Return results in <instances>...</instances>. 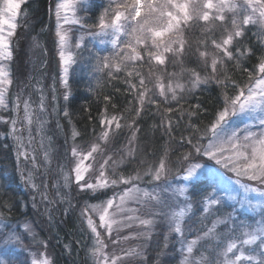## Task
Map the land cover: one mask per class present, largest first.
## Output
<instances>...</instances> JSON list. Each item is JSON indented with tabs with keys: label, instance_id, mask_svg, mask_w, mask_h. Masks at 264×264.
<instances>
[{
	"label": "snow or ice",
	"instance_id": "6c2138e0",
	"mask_svg": "<svg viewBox=\"0 0 264 264\" xmlns=\"http://www.w3.org/2000/svg\"><path fill=\"white\" fill-rule=\"evenodd\" d=\"M24 3L26 0H3V3L0 4V108L5 110L8 109L6 102L8 88L6 86H10L12 83L10 68L5 67V62H10L13 59L11 43L18 27L17 18ZM113 3L115 0H108V6L103 8L92 24H89L88 20L92 17H79L76 15V9L90 12L97 6L95 0H57L55 35L58 38L60 82L65 89H68L69 85V65L75 63V59L72 53L66 54L65 52L68 37L65 32L61 31L62 22L63 24H79L80 29L91 37L100 35L112 37L110 42L114 51L111 55H97L95 63V70L97 72L106 71L111 79H117L116 74L124 71L129 64L136 66L147 63L151 66L154 63L157 68L166 70L169 57L175 62L182 63L190 50L186 47L187 41L184 34L200 21L205 24L219 22L218 27L222 31L219 40L215 37L211 39L215 53L212 55L210 65L208 64L209 53L207 51L199 53L205 69L211 67L210 75L201 77L198 72L193 71L190 79L191 87L185 88L179 84L175 86L172 84V74H167L169 82L165 85L163 82L165 73H162L161 76L156 77L154 88L150 89L148 87V84L151 83L150 80H146L140 71L129 70L128 77L131 78L135 74L139 78V87L135 83H131V80H125V83L130 84V91H136L135 103L139 105L129 110L130 115L134 113L131 122L122 125L120 121L126 117L102 118L100 120L102 130L99 136L95 137L97 142H93L90 150L86 152L75 144L78 133L73 132L74 143L71 147L69 162L74 166L69 173H65L61 166L63 187L67 189L75 183L79 190L78 194L95 199L104 195V190L124 186L122 191H114L111 197L98 204H86L81 212V218L92 233L94 244L90 255L94 264H128L129 257L144 258L148 241L154 235L158 223H166L168 228V232L164 236L163 247L159 249L160 256L169 254L166 251L169 247V237L175 234V243L180 245L175 249L180 254V264H264V51L258 57V63L253 70L250 71L247 67L241 66L244 59L254 54L255 46L250 42L245 43L249 39L247 33L251 30L250 26L256 27L257 30L253 32V35L257 37V43L261 49H264V0H130V2L124 0L123 3L117 5L114 11L112 10ZM68 9L73 10L71 20L67 16ZM5 26H7V32H5ZM93 29L98 31H93ZM82 42L83 37L76 43V49L83 50ZM201 43L205 49L208 47L207 39ZM232 61L236 62L237 68L248 74L246 85H240L227 75H224L223 79L220 78L221 68ZM213 81L222 87L221 99L223 103L221 107H218L210 124L203 129V135H200L202 130L191 121L194 117L199 118L201 105H192L188 110H184L180 101L186 99L185 93L191 94L201 85H207ZM229 87L235 90L234 95L229 94ZM155 89H159L158 94ZM177 89H180L179 94ZM52 91L53 110L57 111L54 85ZM22 95L21 91L12 102L11 111L14 115L2 122L10 124L6 136L16 142L18 161L21 156L26 160L30 158L32 166L35 168V155L30 157L28 151L21 150L25 147L22 132H28V143L31 145L33 143L31 126L34 122L38 123L40 127L37 129V134H40L47 121L39 119L32 107L31 100L29 98L21 100ZM63 99L66 104L62 114L64 117H69L70 91H65ZM104 99L109 101L111 98L105 96ZM173 102L177 104V109L171 106ZM21 103H23L22 119L15 115L20 111ZM153 106L156 110L154 114L161 116L159 127L169 136L174 127H179V120L173 121L172 119L174 111L180 112L181 119L187 116L189 120L186 125V129L191 130L189 136H182L181 143L178 145L180 148H189V151L182 153L177 161L179 165L177 174L183 171L182 180L189 182L188 185L179 189L178 196L184 198L182 202H178L177 190L168 180L171 169L166 165L167 150L161 157L159 165H149L143 175L139 172L134 175H124L118 173L115 167L110 170L111 175H109L107 169L111 160V156H109L104 160V163L100 164L99 173L94 183L85 178L86 173L95 172L94 165L86 162L95 160L96 155L101 151L99 141L106 143L110 138V133L116 134L115 130L127 126L132 131V135L127 138L129 154H131L136 133L140 130L137 118L142 117ZM39 111L40 113L45 111L43 95L40 98ZM245 112L259 113L257 117L258 131H252L250 125H245L243 129L230 126L232 117ZM18 124L21 126L18 127ZM113 124H115V130L112 128ZM57 126L59 127V125ZM205 140L207 143L204 142ZM198 157H206L207 160L203 163H193L192 161ZM44 160L46 164L50 162V151L44 152ZM210 162H215V165L234 173L235 183L245 193V196L237 202L241 207H248L257 212L259 219L252 218V223L238 220L235 215V206L232 207L231 212L224 213L223 208L226 205L223 203V198L218 196L215 191H206L196 202L202 208L201 224L216 212H220L221 216L213 220L210 227L204 225L206 231L193 229L186 223L185 217L193 209V203L186 195V193H190L192 187L190 182L203 173L206 168L211 174ZM21 175L26 186L34 192L39 191L40 186L34 182L35 176L32 171H29L26 177L23 173ZM145 177H149L147 184L151 185V191L140 186ZM44 187L46 189L47 184ZM53 187H57V185L54 184ZM248 193H254L255 197H258L255 203L253 199L248 198ZM40 195L42 200H48L50 204L53 203L47 192H40ZM57 196L61 200L64 199V195L59 190ZM229 199L236 201L234 196H230ZM129 204H136L139 207H128ZM33 206H36L35 201ZM175 207H180V211H173ZM142 208H147L148 211L141 214ZM94 214H99L98 225L93 220ZM187 218L190 220L191 216ZM4 219L3 215H0V224H4ZM134 224L142 230L136 233L130 232L129 235L121 234L125 230L131 229ZM218 225L224 226L223 233L217 232ZM24 227L32 236L30 227L28 225H24ZM98 228L106 230L108 240L113 247L111 253L106 251L108 244L101 239ZM193 231H196L197 235L188 240V234ZM130 239L142 240L143 243L135 248L123 249L122 242ZM206 239L215 241V244L210 250L199 251L202 247L201 241ZM8 241L20 244L21 235L13 233L8 237ZM32 241L33 244L41 243L35 236H32ZM65 247L70 251V246L66 245ZM30 255L33 257L31 264H55L54 261L47 258V252L43 254L44 258L42 259L37 258L33 253ZM0 264H10V262L0 259ZM21 264H28V259L25 258Z\"/></svg>",
	"mask_w": 264,
	"mask_h": 264
},
{
	"label": "trees",
	"instance_id": "16d2710c",
	"mask_svg": "<svg viewBox=\"0 0 264 264\" xmlns=\"http://www.w3.org/2000/svg\"><path fill=\"white\" fill-rule=\"evenodd\" d=\"M49 1L50 0H29L21 7L22 12L26 14V21H29L28 25H35L34 33L40 31L41 27L46 23V7ZM128 2H130V0H128ZM95 3L97 6L92 9V11L85 12L76 9V15L79 17H92V19L88 20V23L92 24L103 8L108 6V0H95ZM120 3L121 0H115V3L112 5V10L114 11ZM52 27L51 25V28ZM250 28L251 30L247 33L249 39L246 40L245 43L250 42L255 46L254 54L244 59L241 62V66L247 67L251 71L254 66L257 65L258 57L264 49H261L260 45L257 43V37L253 35V32L257 30L256 27L250 26ZM96 30L97 29H93V31ZM75 33L74 31L70 32L69 40V47L73 49V51L74 39H76L77 34ZM220 35L221 32L218 36H215V32L212 29H208L203 21L195 24L184 34V38L187 41L186 47L190 50L183 62L178 63V65L176 64L178 71L191 74L195 71L198 72L201 77L210 75L211 67L205 69L204 64L198 61L197 53L201 49H205L201 43L205 39H207L208 42V47L205 50L210 54L212 52L214 53L215 49L211 44V39L212 37L218 39ZM45 38L46 36H41V39L45 40ZM82 44V51L79 49L74 51L75 63H73L69 69V85L66 90L71 93V100L68 102L70 116L64 117L63 114H61L59 121L61 128L58 131L61 136L58 138V133H56L55 140L63 142V140H65L64 135H66L67 139L68 136L73 135L75 131L78 133L75 138V144L80 148L90 149L92 143L97 142L95 137L99 136L102 130L100 125V120L102 118L110 119L112 116L126 117L121 119L120 122L122 125H127L131 122L132 116L134 115V113L130 115L129 110L139 106L135 103L137 98L136 91H130V84L125 83V80H131V83H135L137 87H139V78L136 77L135 74L131 78L128 77L127 73L129 70H134V72L140 71L146 80L151 81V83L148 84V87L151 88L157 76H161L162 73L166 74L167 69H173L175 65L170 62L167 64L165 70L157 68L154 63L151 66L147 63L136 66L129 64L124 71L116 74L118 77L117 79H111L108 77L106 71L97 72L95 70V63L97 55L104 56L112 54L114 51L112 44L108 43V47L98 48L95 43L85 38ZM95 50L97 51L94 54ZM220 72L221 79L224 78V75H227L242 86L248 83V74L237 68L235 61L227 63L224 68H221ZM228 91L231 95L235 94V90L231 87H229ZM221 93L222 87L213 81L210 84L201 85L191 94L185 93L186 99L180 101V105L184 110H188L192 105H201L199 118L197 119L194 117L191 121V123L197 125L202 130L200 135H203V129L213 120L218 107L222 106ZM105 96H109L111 99L106 101L104 99ZM6 102L8 103V109L5 110L4 108H0V215H3L5 218L4 222L8 227L18 225L23 221L30 224L32 223L38 237H40V240L46 245L45 251L55 264H92L89 262L86 251V242L84 241V234L82 232L83 225L79 222L78 211L86 204L94 205L101 202L106 196L100 195L98 198L93 199L90 198V196L78 194L79 192L74 185L71 188L72 190L69 191V197L64 198V201H59L54 197L56 202L49 203L45 215L39 219L36 218L37 213L32 205L30 193L21 186L20 172L12 141L6 136L9 131V124L2 122L4 119H10L12 117V105L8 97H6ZM65 104L66 102L63 101L61 113L64 111ZM113 105H115V107H113ZM171 106L174 109L178 107L174 102ZM155 111V107L153 106L150 111L145 112L142 117L137 118L140 130L136 133L133 153L127 159V162L117 170L118 173L129 175L136 171L144 170L149 167V165L158 166L161 157L165 155V150H167L166 165L171 169V175L168 178H170V180H176L174 177L182 173L180 171L179 174H177V167H179L177 161L182 153L189 151V148H180L178 145L181 143V137L189 136L191 131L190 129H186V125L189 123L188 117L184 116L181 119L180 112L174 111L172 119L173 121L179 120V127H174V130L170 134V139L169 134H166L165 131L159 127L161 124V116L154 114ZM114 126L115 124L112 126L113 130H115ZM115 131V135L110 133V138L105 146L110 151L111 148L114 150L118 149L119 146H122L123 140L132 135V131L127 126ZM100 142L103 141H99V143ZM205 160H207V158L198 157L193 161H200L202 163ZM145 184L147 183L144 180L142 185ZM213 189H215V185H212L205 176L193 183L189 193V197L193 203V209L192 212L188 213L185 217L186 223L191 225L193 229L206 231L207 229L204 225L210 227L213 220L221 216L220 212H216L215 215L209 216L208 219L204 220L203 224H201L203 216L202 208L196 203L197 200L200 199L201 194L206 191H215L218 196L224 197L223 192L218 187L216 190ZM223 203L226 205V202ZM227 209L229 208H223L224 213L227 212ZM245 215L246 216H243L242 213H239L237 219L248 223L253 222L252 218H255V216ZM188 216H191L190 220L187 218ZM155 231L156 233H154L149 240L148 247L145 250V257H131L128 259V264H180V254L175 251V249L180 246L178 243H175L176 235L172 234L169 237V247L166 250L169 254L160 256L159 249L163 247L164 236L168 232V228L166 226H156ZM224 231V226L223 228H221L220 225L217 226L218 233H223ZM196 235L197 232L193 231L188 234L189 238L187 237V239H192ZM214 244L215 241L206 239L199 251H204V249L210 250ZM66 245L70 246V251L69 248L65 247ZM30 253L36 255L38 252H35L34 249L29 246L18 247L17 245L5 255V259L10 262V264H21V262L27 258L28 264H31L33 257Z\"/></svg>",
	"mask_w": 264,
	"mask_h": 264
},
{
	"label": "rangeland",
	"instance_id": "374dc122",
	"mask_svg": "<svg viewBox=\"0 0 264 264\" xmlns=\"http://www.w3.org/2000/svg\"><path fill=\"white\" fill-rule=\"evenodd\" d=\"M29 0H26V2ZM124 0H121V3H123ZM3 3V0H0V4ZM57 3V0H50L48 6L46 7V23L41 27V30L37 33H34V27L35 25H28L29 21L27 22V17L25 14L20 11L18 18H17V24L18 27L16 29V33L14 37L12 38L11 47L13 50V59L10 62H5V67L10 68V79L12 81L10 86H6L8 88V91L6 93V97L10 99L11 105L12 102L16 99L17 94L23 92V95L21 96V100L25 98H29L32 102V107L35 110L36 115L39 116L40 120H46L47 122L43 125V130L40 134H37V129L40 127V125L36 122L33 123L31 126V132H32V138L33 143L29 145L28 143V132L23 131V143L25 147L21 149L22 151H28L31 155H35L36 157V167L33 168L31 159H25L24 157H20L18 162L19 172H20V181L21 186L24 190L28 191L30 193L31 199H32V205L35 201V205L33 206L35 208V211L37 213L36 218H41L45 215V212L48 209L49 201L48 200H42L40 192H47V195L49 198L53 201V203L56 202L55 198H57L59 201H64L60 199V197L57 196V191L59 190L63 195L64 198L69 197V191L72 190V186L75 185L73 183L70 188H64V180L63 176L61 174V166H63V171L65 173H69L71 171V168L74 166L72 163L69 162L71 159L70 152L71 147L73 146V139L72 135H69L66 139V135H64L63 142H60V140L56 139V133L57 128L60 129L61 125L59 123V119L61 116V109L63 106V95L65 93V87L60 82V61L58 56V38L56 37V16H55V5ZM23 5V4H22ZM22 7V6H21ZM64 13L62 12V15ZM67 16L69 17V20L73 18V10L68 9L67 10ZM204 23V22H203ZM219 22L216 24H205L208 29H212L215 32V36H218L221 32V28L217 27ZM51 25L53 26L51 28ZM229 27H230V20H229ZM7 26H5V32H7ZM61 31L65 32L67 34L68 40L67 45L65 48V52L72 53L75 59V50H76V43L80 40L81 37L83 39L91 40L92 43L96 44V47H108V43H111L112 37L109 35H100L97 37H91L88 36L84 30L80 29L79 24H72L67 23L63 24L62 22V28ZM76 32V39H74V51L73 49H70L69 47V40H70V32ZM98 31V30H96ZM46 36L45 40L41 39V36ZM221 38V35L218 37L217 40ZM123 39V38H122ZM98 40V41H96ZM92 46V45H91ZM90 46V47H91ZM92 50V49H91ZM97 50L94 51V54ZM201 51H206L205 49H201L198 51V61L202 64H204L203 60L200 58L199 53ZM215 53V51H214ZM213 52L208 56V64H211L212 55ZM172 62L175 67L173 69H167L166 74L163 76V82L165 85L168 84L169 79L167 74H172V84L175 86L177 84L184 86L185 88H190V79H191V73L187 72H181L178 71V68L176 67V64L178 65V62H175L171 57H169L168 63ZM69 65V69L70 66ZM70 72V70H69ZM156 84V81H154L151 85V88H154ZM53 85L55 87V95L57 97V100L55 102V108L57 111L53 110ZM155 91L158 94L159 89H155ZM178 94L180 93V89H177ZM41 95L44 96V104H45V111L43 113H40L39 111V103ZM159 98V96L157 95ZM12 112V116H13ZM17 117L21 118L23 117V103H21L20 111L15 114ZM259 113H240L237 116H234L231 118L230 126L243 129L245 125H250L252 128V131H258L259 125L257 123V117ZM35 121V117H34ZM59 125V127L57 126ZM21 125L18 124V127ZM115 127V126H114ZM10 128V124H9ZM242 135V133H241ZM58 136V134H57ZM60 133L59 137L60 138ZM50 138V139H49ZM11 139V138H10ZM15 155L17 158V151H16V142L11 139ZM207 143V141H205ZM101 144V151L96 155L95 160L88 161L86 163H92L95 167V172H90L85 174V178L89 179L91 182H95L96 176H98L99 173V166L100 164L104 163V160L111 156V160L109 161V164L107 166L108 174L111 175V169L113 167L116 168V170H119L120 167L127 162V159L131 156L133 153V148L131 151V154H129V147H128V139L123 140L122 146H119L118 149L111 148V151L108 150L105 146L107 144L104 142H100ZM77 145V144H76ZM104 145V146H103ZM79 147V146H78ZM117 148V147H116ZM83 151H88L90 149L81 148ZM35 150V151H33ZM50 151V162L47 164L44 160V152ZM206 158V157H205ZM115 161L116 163L113 164L112 162ZM200 162V161H192ZM201 163V162H200ZM203 163V162H202ZM212 167V173L209 174L207 171V168L204 170L203 173L196 176L190 183L193 185L194 182L198 181L202 177H206L207 180L212 185H215L216 190L217 187L223 192V202H226L227 212L232 211V207L235 206L236 213L235 215L238 216L239 213H242L243 216L253 215L255 216V219H259V216L257 212L251 210L248 207H241L240 203L237 201H240L244 196L245 193L243 190L239 187L238 184L235 183L236 177L234 173L229 171L228 169L221 168L219 165H215V162H210ZM186 166V165H185ZM148 167L146 169H142L139 172L143 175L144 172H146ZM32 171L35 176V183L39 185V191H33L30 187L26 186L24 179L22 178L21 173H23L24 177L28 175V172ZM135 172V173H136ZM179 175H176L174 179L168 180L171 182V185L174 186L177 190V200L178 202H182L184 200L183 197H179V189L182 187H185L189 184L187 181H183L182 177L184 175L183 171ZM135 173H132L133 175ZM74 179V175H73ZM149 177H145V181L147 183V180ZM254 183V182H249ZM47 184V188L45 189L44 185ZM57 185V187H53V185ZM141 187L148 188L149 191H151V185L145 184L142 185V182L140 183ZM123 185H121L119 188L116 189H107L104 190V195L106 196L105 199L111 197L113 195L114 191H122ZM191 189V188H190ZM76 190L79 192L78 188L76 187ZM167 195V194H166ZM187 196H189V193H186ZM230 196L236 197V201H233L229 199ZM249 199H253V202L255 203V200L258 199V197H255L254 193H248L247 194ZM55 197V198H54ZM103 199V200H105ZM100 203V202H98ZM97 203V204H98ZM128 207H139L136 204H129ZM84 207H81L79 209V222L83 225V234H84V241L86 242V251L89 257V262L94 264L93 259L91 258V248L94 244V241L92 239V233L87 227L86 222L81 218V212ZM147 208L141 209V214L147 212ZM173 211L179 212L180 207H175ZM224 212V210H223ZM226 212V213H227ZM94 222L98 225L99 224V214L93 215ZM252 223V222H250ZM6 223L0 224V259H5V255L15 246L18 245V247H26L29 246L30 248H33L34 251L38 252L36 254V257L39 259L44 258L45 251V243L40 240V237H38V234L35 230V227L32 225V223L28 222H20L18 225H14L11 227H8ZM24 225H28L31 229L32 236H35L38 241L41 243L33 244L32 236L29 235V231L24 227ZM163 225V226H162ZM157 226L164 227L166 223H158ZM219 226V225H218ZM221 228H223V225H220ZM18 230V231H16ZM138 226L134 224V226L131 229L125 230L122 232V235H129V233H136L138 231H141ZM98 231L101 233V239L108 244V248L106 251L109 253L112 252L113 247L111 245V242L108 240V237L106 235V230L98 228ZM21 235V243L17 244L15 242L8 241V237L12 234ZM156 233V231L154 232ZM188 237V236H187ZM189 238V237H188ZM193 239V238H192ZM191 240V239H189ZM205 240L201 241V245H203ZM142 240L137 239H130L126 242H122L121 247L125 250H128L130 248H135L139 244H142ZM149 244V241H148ZM32 246V247H31ZM48 259L49 256H47ZM131 257H129L130 259ZM51 260V259H50Z\"/></svg>",
	"mask_w": 264,
	"mask_h": 264
},
{
	"label": "flooded vegetation",
	"instance_id": "af4514ba",
	"mask_svg": "<svg viewBox=\"0 0 264 264\" xmlns=\"http://www.w3.org/2000/svg\"><path fill=\"white\" fill-rule=\"evenodd\" d=\"M59 121H60V119H59ZM57 130L59 131V129L57 128ZM58 131H57V133H58ZM59 134V133H58ZM58 137H59V135H58Z\"/></svg>",
	"mask_w": 264,
	"mask_h": 264
}]
</instances>
